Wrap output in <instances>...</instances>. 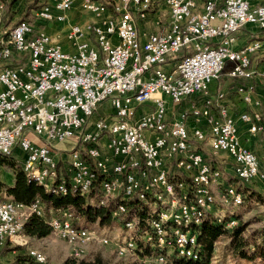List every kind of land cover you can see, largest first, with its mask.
<instances>
[{
  "label": "built area",
  "instance_id": "built-area-1",
  "mask_svg": "<svg viewBox=\"0 0 264 264\" xmlns=\"http://www.w3.org/2000/svg\"><path fill=\"white\" fill-rule=\"evenodd\" d=\"M75 1L48 0L33 13L36 24L21 22L4 32L0 156L18 155L26 172L41 171L37 185L45 189L68 187L71 194L86 198L99 178L115 179L105 200L121 199L127 209L137 191L153 189L179 196L180 204L173 206L189 208V203L201 207L202 198H215L221 184L209 183L210 174L221 169L205 156L207 144L211 154L225 153L232 160L237 191L241 184L257 182L264 194V165L243 145L241 132L245 126L253 137L264 128V94L253 99L255 79L264 80V69H256L257 63L264 67V0H145V5H138V0H80L82 10L95 20L84 27L68 23ZM4 7L1 2L0 21ZM152 10H157L153 12L159 31L142 39L137 21ZM40 23L68 24L65 38L74 52L65 51ZM243 33L248 41H242ZM205 43H221L222 51L173 63L179 52L201 49ZM7 61L16 65L4 66ZM169 66H176V73H169ZM225 70L228 80L237 83L234 94L248 107L237 115L231 113L226 93L210 92ZM105 103L107 112L91 122ZM185 103L190 107L183 108ZM189 120L195 123L191 130ZM67 141L74 146L63 162L58 145ZM61 162L66 163L63 170ZM162 172L173 174L176 186L163 184ZM178 175H185V182H178ZM79 181H86V189H79ZM224 191L230 190L224 186ZM237 191H230V198L222 201L243 202ZM183 194H190V201H183ZM4 195L0 192V247L13 245L16 235L10 222L26 221L15 206L18 218H5ZM22 208L34 209L45 222L43 210L24 204ZM209 212L202 207V216ZM202 216L192 214L194 219ZM160 224L155 225L156 232ZM49 228L60 229L58 237L69 241L62 227ZM191 237L197 232L173 239ZM89 238H93L89 233H77V240H84L86 246ZM18 246L30 259L32 249L22 240ZM42 259L47 257L32 264H42ZM138 261L153 264V257L138 256Z\"/></svg>",
  "mask_w": 264,
  "mask_h": 264
},
{
  "label": "rangeland",
  "instance_id": "rangeland-1",
  "mask_svg": "<svg viewBox=\"0 0 264 264\" xmlns=\"http://www.w3.org/2000/svg\"><path fill=\"white\" fill-rule=\"evenodd\" d=\"M21 12L22 11L5 12V18L3 20L1 19L0 21V41L2 39H6L4 32H7L9 28L18 22ZM34 12L35 11L31 12V17L33 16ZM33 21L34 22L32 24H36L35 19ZM38 26L45 30V23H40ZM251 34L259 35V33L256 31H251ZM15 65L16 62L11 61H7L4 64V66L9 67ZM226 72L227 70H225V73H223L222 77L218 82H216V84L217 87H222L225 85L226 88H224V90L228 93H231V91L234 92L237 83H233L228 80ZM233 98L238 100L239 104H241L239 97L234 93L228 96L227 99L232 100ZM107 105L108 104L105 103L97 109V112L92 117L91 122L98 119L101 115L107 112ZM244 109H248V107L241 108L240 106L239 112ZM257 135L258 134L255 136ZM198 146H200V144ZM203 152L208 160L212 162V164H217V166L222 171H224L223 173L225 175V180H221V184L218 186L217 191L215 192L216 202L208 213L209 216H203L201 219V222L205 219H210L218 223H223L225 226V233L214 243L211 256L207 258L205 264H264V261L255 255L256 248L259 247L264 249V194L259 190V192L255 190V187H259L260 183H253L249 186L250 188L244 184L239 186L242 193L240 191L238 192L241 194L240 199H243V202L239 201L236 203L235 201H230V204L223 203L221 196H224V186L226 184L235 182V180L232 178V175L226 173L228 171V167H230L229 171L231 173L232 166L227 165L224 162H220L219 154H211L208 151L207 144L204 145ZM58 157H61V152H59ZM11 159L15 166L14 169H21L22 159L18 155H15L13 158L11 157ZM60 159L62 158H59V160ZM60 161L65 162L68 160H66L65 157ZM63 162L59 163L61 170H63L64 166L66 165V163ZM261 162L264 165V160ZM6 167L9 166L0 164V178L3 180L4 184L8 183L6 182ZM168 180L172 182L176 181V179L169 176ZM178 181L185 180H180L178 178ZM260 186L262 189L261 184ZM0 191L1 194H6L5 185H3L1 182ZM96 192L97 189H95L93 193L91 192V199L79 197V199L82 200V202H79V207L67 205L59 208L64 209L59 212L57 211L59 209H49L47 205L43 207V212H45L46 217L45 222H48L50 218L60 219L63 216L62 214L65 213L66 217L72 221L71 224H73V228H85L92 234L93 238H91V240L88 242V246L85 245L79 250L80 255L78 257L75 256V250H73L72 247H70L69 244L64 240L54 235L50 228L49 235L43 238L28 236L23 229V231L17 235L16 238L18 242H16L14 246L19 248L18 245H21L22 240L24 247L30 248L32 251H38L47 257L44 264H64L66 261H74L76 263L83 261L85 263L96 264H137L136 258L132 257L131 254H128V250L126 248L125 250H121V252H117L116 247L122 245L121 243L126 239L125 237L127 233L121 222L110 217L109 208L98 205V199L94 197ZM115 200L117 199L107 200L110 203L109 206H111L112 202ZM147 208L148 205L146 204L136 203L135 205L136 226L134 238H136V247L141 250L140 253H137V255L139 256V259L153 257V264H173L174 260H180L179 257L182 256V252L177 250L175 247L173 238H170L165 246L160 248L157 247V243L145 221ZM88 209L90 213H93L89 218H87L86 214H84ZM95 211H99V213ZM141 211H144L145 215L144 213L142 214ZM193 225H191V227L188 229L189 233L196 232L193 228ZM236 229L240 230V235L236 238H233L232 234ZM191 238L194 241L191 245L193 252L191 256L196 255V259L198 257L197 255L201 254L200 252H202V247L200 249L198 248L196 237ZM102 239H106L107 241L109 240L111 242L108 245H104L101 242ZM11 248L14 247L12 246ZM159 249L162 250V254L164 256L163 263H156L154 261V253L158 252ZM21 252L23 253V251ZM3 254L5 259L2 261V264H13L15 257L20 255L19 253L17 255H12L7 251H4Z\"/></svg>",
  "mask_w": 264,
  "mask_h": 264
},
{
  "label": "bare ground",
  "instance_id": "bare-ground-1",
  "mask_svg": "<svg viewBox=\"0 0 264 264\" xmlns=\"http://www.w3.org/2000/svg\"><path fill=\"white\" fill-rule=\"evenodd\" d=\"M138 5H145V0H138ZM214 51H222V44L221 43H205L201 46V49H192V55L188 58L181 60V62H188L190 59H193V56H202V54H211ZM170 73V71H169ZM172 73H176V66H174V71ZM22 171L28 176V178L37 184V180H41V171L38 170H28L26 172V167L21 165ZM223 174L216 170L213 174L209 176V183H219L222 179ZM184 182V181H178ZM162 183L169 186H176V181L172 182L168 180L167 172H162ZM108 186H115V179H106L100 178V181L97 184V192L95 193L94 197L98 199V205L102 207H108L109 202L105 200V196L107 195V187ZM45 189V186H42ZM225 188H228L230 191H236V185H226ZM79 189H86V181H79ZM51 195L57 197H64L67 195H76L80 197H84L81 193H72L68 187H57V188H50L45 189ZM230 191H223L224 196L222 199H229L230 198ZM91 192L87 193L86 199H91L90 197ZM237 198L240 199V194L237 193ZM136 203L139 204H146L148 205L146 211V224L148 225L151 234L153 235L157 247L160 248L167 244V241L173 236H178L179 234H187L189 233V228L191 225L193 227L199 226L201 224V219H194L192 218V214L194 216H202V207L205 209H210L215 204V198H202L201 199V207L198 206V203H189V208L182 206V205H174L173 204H180V197L174 196L173 194H164L163 189H153L151 193H148L147 190H140L137 191L135 194ZM104 201V203H103ZM183 201H190V194H183ZM238 203L239 201H235ZM13 204V205H12ZM3 205L5 206V218H18V211L15 208H21V216L26 217L29 219L32 215L36 216L35 210L32 208H22V205L15 204L11 201H4ZM97 205V206H98ZM112 209L110 211V216L116 221L121 222L122 226L126 231V239L122 241V245L118 247H125L128 251L131 252L132 257L136 258L137 264L138 255L137 253L139 250L136 247L135 241V202L131 203V207L127 209V206L124 205L121 199H117L112 202ZM153 206V207H152ZM172 207V215H171V207ZM28 207H38V210L44 211V205L39 200L35 201ZM63 216L60 219H51L46 222L48 227H62V233H69V241H65L75 250V256L78 257L79 250L86 245L84 240H77V233H89V236L92 234L85 228L75 229L73 228L71 222L67 217L66 214L63 213ZM203 217V216H202ZM25 221V222H26ZM24 223L21 222H10V231L13 236V239L17 237L23 231ZM161 223V224H160ZM129 224V225H127ZM158 225V232H156V226ZM52 233L56 236H60V229L58 228H51ZM76 232V233H70ZM91 238L88 239V242ZM102 241H107L106 239H102ZM109 241V240H108ZM165 241V242H164ZM193 239L190 240L182 239V238H175L174 243L177 250L182 252L183 254L188 255L191 257L193 254L192 252V244ZM121 252V250H119ZM34 253L30 255L33 259L34 263L40 261L41 256H44L42 253L38 251H33ZM154 261L156 263H163L164 256L162 254V250H158L155 252ZM151 257V256H150ZM187 257V256H186ZM45 259H42V264H44Z\"/></svg>",
  "mask_w": 264,
  "mask_h": 264
},
{
  "label": "trees",
  "instance_id": "trees-1",
  "mask_svg": "<svg viewBox=\"0 0 264 264\" xmlns=\"http://www.w3.org/2000/svg\"><path fill=\"white\" fill-rule=\"evenodd\" d=\"M19 0H10L8 3H5V0H1L2 3H5V9L3 13V18H5V15L7 11H10L11 7L16 4ZM42 6V5H41ZM38 5V0H31L29 3L25 5L24 11L21 12L18 23L26 22L29 24H32L34 21V17H31V12L33 10H37L41 7ZM1 49V45H0ZM192 53L190 51H181L177 54L176 58L174 59L173 63L178 64L181 60H184L191 56ZM222 77V76H221ZM220 80V79H219ZM0 164L1 165H7L14 169V163L12 159L10 158H4L0 157ZM15 170V176H14V183L12 187H5L6 195L12 198L13 203L19 204V205H27L30 206L35 201L39 200L42 202V204L45 206L47 205L49 209H59L64 206H80L79 199L80 196L76 195H68L64 197H55L51 195L48 191H46L42 186L37 185L35 182L31 181L28 176L22 171V169H14ZM100 181V178L97 180V184ZM1 192V191H0ZM93 193V192H92ZM91 193V194H92ZM90 194V196H91ZM84 198V197H80ZM17 202V203H16ZM135 200V205H136ZM22 203V204H21ZM47 208V209H48ZM106 208H109L110 211L112 209V206H108ZM64 209H59L57 211H61ZM109 211V215H110ZM98 212L99 211H95ZM94 212V213H95ZM141 213L145 215L144 211H141ZM87 218L92 216V212H89V209L85 211ZM111 217V216H110ZM73 225V224H72ZM224 225L223 223H218L214 220L205 219L201 222L199 226L193 227L194 230L197 232V244L198 248L200 249L202 247L201 254H198L197 258L195 259L196 255H193L191 257L181 256L179 257L180 260H174L173 264H205L207 258L211 256V253L213 251V245L214 243L225 233L224 231ZM24 231L28 236L31 237H38L43 238L49 235L50 230L46 222H44L42 219L32 215L24 224ZM240 235V230L236 229L233 231V238H236ZM20 251V248H11L8 244H5L2 249L0 250V256H3V252H12V251ZM20 255H17L15 257V260L13 264H32L34 263L33 259L30 257H26L22 254V252H19ZM255 255L262 259L264 261V249L263 248H256L255 249ZM64 264H96V263H85L83 261L81 262H74V261H66Z\"/></svg>",
  "mask_w": 264,
  "mask_h": 264
},
{
  "label": "crops",
  "instance_id": "crops-1",
  "mask_svg": "<svg viewBox=\"0 0 264 264\" xmlns=\"http://www.w3.org/2000/svg\"><path fill=\"white\" fill-rule=\"evenodd\" d=\"M30 1L31 0H19L16 4H14L11 7L10 11H24L25 5L27 3H29ZM47 1L48 0H38V5L41 6ZM100 1L104 2V3H111L114 0H100ZM6 2L8 3L9 1H5V3ZM0 4H1V0H0ZM33 11H36V10H33ZM153 11H157V10H152L150 15H148L146 18L139 19L137 21V30H138V33L143 37L142 39H144V37H146L149 34H152V33H155L157 31H159L158 26L155 24L156 14ZM67 15H68V23L69 24H78V25H80L82 27L86 26L88 24V22H94L95 21L90 14H88V13H86V12H84L82 10L81 5H80V0L75 1V3L71 7V9L69 10ZM67 25L68 24H66V23H63V24L46 23L44 27H45V31L49 35L54 36L58 40V42L60 43V45L62 46V48L65 51L74 52V47L65 38V34H66V31H67ZM247 38H248L247 35H245L243 33V35L241 36L242 41L243 42L246 41ZM256 69H257V71H263L264 67H263V65L261 63H257ZM169 71H170V73H172L174 71V66H169ZM253 84L255 85L253 99H255V97H258V96L264 94V80H262L260 78L259 79H255V82ZM224 88H226L225 85L222 86V87H219V86L217 87V84L214 83V84H212L210 86V92L212 94H215L217 92L223 91L224 93H226L227 98H228V96H230V95H232L234 93L232 91H231V93H228V92H226L224 90ZM226 103H227V105L229 104L228 107H229V109H230V111H231V113L233 115H237L238 114V112L240 110V106H241V108L244 107L243 104L242 103L239 104L238 100H236L235 98H233L232 100L231 99L230 100L227 99ZM195 104H200V101H196ZM189 107H190V103L189 104L185 103L183 105V108H189ZM170 108H171V103L169 102V110H170ZM249 110L250 111H256L257 109H255L254 107H249ZM261 113H262V120H263V125H264V110H261ZM169 117H174V113L169 111ZM187 126H188L189 130H191L195 126V123L192 120H189L188 123H187ZM241 132H242V143H243V145L246 148H248L249 150H251L252 152H254L257 155V157L259 158V160H261V161L264 160V128H263L262 131H260L258 133L257 136H253V137L249 136L246 133V127L245 126L242 128ZM73 146H74V144H73L72 141H70V142L67 141L64 144L58 145V150L61 152V158L62 159H64L66 157V160H68V157H69L68 156V152L72 149ZM219 157H220V160H219L220 162H224L227 165H231L232 166V160L225 153H219ZM229 169H230V167L227 168L228 171L226 173L232 175V168H231V173H230ZM6 170H7V174H6L7 180H6V182H8V183L4 184V182H3V180L1 178H0V182L3 185H5V187H12L13 183H14V176H15L14 169L11 168V167H6ZM219 171L223 174V177H222L221 180L224 181L225 180V175L223 173L224 171H222V170H219ZM167 175L169 177H172V178L175 179V176L173 174H170L169 172H167ZM178 178L180 180L181 179L185 180V175H178ZM221 180H220L219 183H221ZM231 184H235L236 185V191H237V183H236V181L232 182V183H229V184H226V185H231ZM255 190H257V191L259 190L262 193V189H261L260 184H259V187L258 186L255 187ZM237 193L240 194L238 191H237ZM240 196H241V194H240ZM221 198H222V196H221ZM3 200L4 201L13 202L12 198L7 196L6 194L4 195ZM222 202L225 203V201H222ZM211 209H212V207L210 208V210ZM16 242H18L17 238L13 239V245H10V246L11 247L13 246L14 248H17V247L14 246V244ZM1 249H2V247H0V250ZM18 253H19L18 251L10 252V254H12V255H14V254L17 255ZM4 259H5L4 256H0V264H2V261Z\"/></svg>",
  "mask_w": 264,
  "mask_h": 264
}]
</instances>
